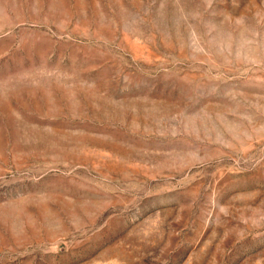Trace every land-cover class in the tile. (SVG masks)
<instances>
[{
  "label": "rangeland",
  "instance_id": "1",
  "mask_svg": "<svg viewBox=\"0 0 264 264\" xmlns=\"http://www.w3.org/2000/svg\"><path fill=\"white\" fill-rule=\"evenodd\" d=\"M0 264H264V0H0Z\"/></svg>",
  "mask_w": 264,
  "mask_h": 264
}]
</instances>
